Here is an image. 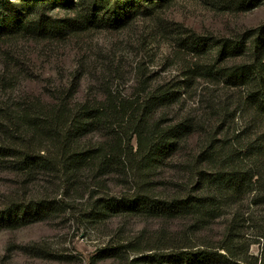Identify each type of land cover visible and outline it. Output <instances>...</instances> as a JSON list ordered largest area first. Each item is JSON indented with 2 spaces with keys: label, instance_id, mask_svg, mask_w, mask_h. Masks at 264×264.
I'll return each instance as SVG.
<instances>
[{
  "label": "trees",
  "instance_id": "obj_1",
  "mask_svg": "<svg viewBox=\"0 0 264 264\" xmlns=\"http://www.w3.org/2000/svg\"><path fill=\"white\" fill-rule=\"evenodd\" d=\"M69 1L65 3L71 8L78 5V1ZM93 1L95 13L100 2L107 5L112 25L124 24L133 15L128 3L134 0ZM136 1L145 7L170 2ZM26 5L23 12L15 3L0 0V41L32 35L31 28L45 35L43 26L53 19L45 2L31 0ZM35 6L43 9L37 14L38 24L32 25L35 20L28 12ZM57 29L64 36L68 26L60 24L51 31ZM237 48L240 45L231 49ZM226 49L217 48L205 62L193 47L192 58L158 82L147 76L148 66L138 62L137 91L131 93L113 88L116 71L107 64V75L92 83L101 95L92 102L74 98L76 80H61L57 96L45 100L43 108L27 101L18 104L14 95L9 96L12 99L0 102L4 105L0 107V171L22 177L24 184L40 180L44 173L48 182L59 176L70 190L85 187L81 198L93 203L88 215L94 220L141 214L189 219L191 231L175 238L184 239L177 251L143 248L145 234L139 232L125 243H108L95 259L110 264H264V143L257 144L249 133L254 117H260L259 109L264 107V45L255 46L253 63L229 64L232 53ZM244 49L241 44L238 50ZM172 53L168 60L179 56L174 48ZM84 65L82 61L80 68ZM9 69L7 64L2 71L9 74ZM0 82L2 95L11 94L9 86ZM226 88L239 99L233 101ZM37 103L44 105V100ZM238 118L246 119L245 129L234 133V140L227 124ZM192 135L203 136L204 141L197 139L191 145ZM175 156L173 172L161 175L158 171ZM112 175L114 180L121 178V190L112 189L108 180ZM39 200L28 211L11 207L4 214L19 225L33 212L41 218L52 209L46 199ZM226 209L233 214L222 238L213 244H199L195 238L188 242L192 241L190 234L205 229ZM248 228L252 234L247 238ZM254 243L262 247L260 256L251 253Z\"/></svg>",
  "mask_w": 264,
  "mask_h": 264
},
{
  "label": "rangeland",
  "instance_id": "obj_2",
  "mask_svg": "<svg viewBox=\"0 0 264 264\" xmlns=\"http://www.w3.org/2000/svg\"><path fill=\"white\" fill-rule=\"evenodd\" d=\"M8 1L15 3L23 12L26 4L31 3V0ZM42 1L46 4L47 14L53 17L47 26H43L47 30L45 35H39L37 28H31L29 34L32 35H16L0 41V80L9 86L8 91L11 92L3 96L4 88L0 82V102L14 95L18 104L27 101L43 108L46 101L57 96L61 80H76L78 90L74 98L92 102L101 96L92 83L103 74L107 75L104 72L107 64L116 71L112 75L113 88L131 93L137 91L139 76L135 68L138 62H144L148 66L147 76L156 78L158 82L177 73L185 61L192 58L195 53L193 47L203 54L201 60L205 62L211 60L208 57L217 48L226 47L227 53H232L227 60L234 65L243 61L253 63L255 46L264 45V0H170L161 5L147 3L148 7L134 0L128 3L133 12L131 19L115 25L111 24L106 13L108 7L103 2L99 3L95 13L93 0H72L78 1L73 8L70 3H65L67 0ZM34 8L28 13L35 20L32 25H37V14L43 8ZM90 17L94 20L91 21ZM60 24L68 26L64 36L57 33L58 29L51 31ZM241 44H245L244 50H238ZM239 45L240 48L232 51L231 48ZM173 48L179 56L168 60ZM82 61L84 69L80 68ZM7 64L9 71L12 70L9 74L2 71ZM225 90L233 101L239 99L236 92L229 88ZM40 99L44 100V105L37 103ZM3 106L0 103V107ZM180 106V110H185V106ZM259 113L257 119L252 114L254 120L249 130L257 144L264 143L263 105ZM245 120L238 118L227 124L231 127V137L245 129ZM197 139L198 143L204 141L203 136L192 135L189 138L191 145ZM133 144L136 148V139ZM43 146L50 148L48 144ZM35 147L38 149L39 144ZM176 157L158 172L161 175L173 172L171 166ZM110 178L112 189L121 190V178L114 180L113 175ZM84 190L85 187L70 190L59 176L48 182L47 176L41 173L40 180L24 184L22 177L0 171V216L3 215L0 219V264H110L109 261L95 259L108 243H125L143 232V248L154 246L174 252L179 246H184L183 238L175 239L178 233L192 229L189 219L183 217L166 220L141 214L106 216L95 221L88 215L93 203L81 198ZM39 199H46L52 209L49 214L48 211L42 213L41 218L33 212L21 219L26 220L25 224L19 225L4 214L12 208L28 211L37 206ZM232 214L231 209H226L205 229L190 234L192 241L188 242H194L195 238L199 244L215 243L225 234ZM251 234L252 230L248 228L246 237ZM261 248L259 243H254L251 253L260 256Z\"/></svg>",
  "mask_w": 264,
  "mask_h": 264
}]
</instances>
